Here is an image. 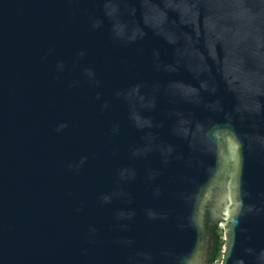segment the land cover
I'll list each match as a JSON object with an SVG mask.
<instances>
[{"label":"water","instance_id":"obj_1","mask_svg":"<svg viewBox=\"0 0 264 264\" xmlns=\"http://www.w3.org/2000/svg\"><path fill=\"white\" fill-rule=\"evenodd\" d=\"M264 264V0H0V264Z\"/></svg>","mask_w":264,"mask_h":264},{"label":"trees","instance_id":"obj_2","mask_svg":"<svg viewBox=\"0 0 264 264\" xmlns=\"http://www.w3.org/2000/svg\"><path fill=\"white\" fill-rule=\"evenodd\" d=\"M210 235L212 236L211 250L208 253L206 264H213L215 261L219 262L222 255V248L224 245L222 230L218 226H211Z\"/></svg>","mask_w":264,"mask_h":264},{"label":"flooded vegetation","instance_id":"obj_3","mask_svg":"<svg viewBox=\"0 0 264 264\" xmlns=\"http://www.w3.org/2000/svg\"><path fill=\"white\" fill-rule=\"evenodd\" d=\"M215 263H218L217 261H215ZM215 263H213V264H215Z\"/></svg>","mask_w":264,"mask_h":264},{"label":"rangeland","instance_id":"obj_4","mask_svg":"<svg viewBox=\"0 0 264 264\" xmlns=\"http://www.w3.org/2000/svg\"><path fill=\"white\" fill-rule=\"evenodd\" d=\"M215 264H219V262L218 263H215Z\"/></svg>","mask_w":264,"mask_h":264}]
</instances>
